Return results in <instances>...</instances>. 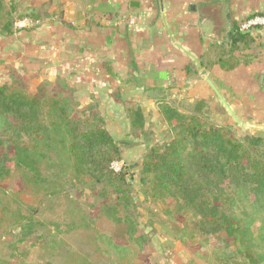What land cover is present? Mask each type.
<instances>
[{
	"label": "trees",
	"instance_id": "obj_1",
	"mask_svg": "<svg viewBox=\"0 0 264 264\" xmlns=\"http://www.w3.org/2000/svg\"><path fill=\"white\" fill-rule=\"evenodd\" d=\"M14 12L0 0V36L15 33ZM29 17L38 20L48 15L32 12ZM251 32H240L238 25L230 48L211 46L204 58L219 54L220 59H229L238 51L249 50L255 44ZM209 63L202 61L201 66L209 69L214 62ZM215 64L234 69L239 63L218 60ZM187 72L190 77L198 76L196 68H187ZM64 92L65 88L47 83L32 92L16 78L0 86V182L11 175L8 163L13 162L24 185L21 193L0 187V233L20 229L23 242L35 223L21 208L13 210L11 201L28 194L59 196L65 191V177L75 174L105 185L104 196L113 198L111 202L105 198L102 211L120 227L117 231L122 228L116 238L123 241L107 238L109 251L129 254L135 264L138 260L126 243L140 242L143 236H138L135 227L126 173L112 169L114 159L122 157L120 143L95 109L81 110ZM185 106L182 112L172 104L160 107L172 140L153 145L144 155L140 166L144 193L155 200H173L180 212H192V227L185 226L177 241L196 237L221 240L226 235L223 242L227 247L238 245V253L250 264H264V137L246 132L237 138L231 127L212 123L204 101ZM128 119L137 131L143 129L140 108L131 106ZM240 204L245 206L241 216L233 211ZM81 214L85 215L83 222L93 224L87 214ZM259 246L260 254L255 252ZM78 262L88 264L82 259ZM0 264L9 263L0 259Z\"/></svg>",
	"mask_w": 264,
	"mask_h": 264
},
{
	"label": "crops",
	"instance_id": "obj_2",
	"mask_svg": "<svg viewBox=\"0 0 264 264\" xmlns=\"http://www.w3.org/2000/svg\"><path fill=\"white\" fill-rule=\"evenodd\" d=\"M5 2L24 27L15 23L13 35L0 36V86L16 78L32 92L45 83L65 88L81 110L95 109L118 141L116 134L125 130L143 135L157 124L168 129L163 104L182 112L185 105L204 101L210 111L219 106L228 112L212 83L238 119L228 112L231 121L222 122L264 137V28L251 32L255 44L249 50L229 59L204 58L211 46L230 48L239 23L264 14V0ZM32 12L48 17L32 20ZM218 60L239 64L224 69ZM202 61L214 65L204 68ZM187 68H196L198 76L190 77ZM131 106L143 114L142 130L128 119Z\"/></svg>",
	"mask_w": 264,
	"mask_h": 264
},
{
	"label": "rangeland",
	"instance_id": "obj_3",
	"mask_svg": "<svg viewBox=\"0 0 264 264\" xmlns=\"http://www.w3.org/2000/svg\"><path fill=\"white\" fill-rule=\"evenodd\" d=\"M226 113L225 109L217 106L210 111V120L217 124V120L226 122L232 119ZM219 116L225 118L218 119ZM225 122L220 126H228ZM229 127L237 138L243 137L241 127ZM145 133L132 135L125 130L116 134L123 155L114 159L125 170L126 184L134 203L135 227L138 236H143L140 242L126 243L132 257L138 260L135 264H250L238 253V245L232 243L227 247L223 242L226 235L221 240L214 237H196L184 242L176 240L185 226L192 227V212H180L170 199L147 198L145 187L140 183V166L145 153L157 143L171 141L172 137L169 129L160 124L152 131L148 128ZM5 149L10 150L9 146ZM8 165L12 173L0 182V187L21 193L24 189L21 174L14 168L13 162ZM64 182L65 191L59 196L28 194L24 199L11 201V208H21L25 216L32 217L35 227L23 242H20V229L0 233V259L9 264H79L78 259L86 260L88 264H134V260L128 258L129 254L109 251L107 238L113 237L120 244L123 241L116 238L122 228L117 231L120 227L102 211L105 198L109 202L113 198L111 194L104 196L105 185L75 174L67 175ZM243 207L240 204L233 211L241 216ZM81 212L87 214L93 224L90 220L83 222L81 218L84 214ZM90 225V228L85 227ZM255 252L262 253L261 246Z\"/></svg>",
	"mask_w": 264,
	"mask_h": 264
},
{
	"label": "built area",
	"instance_id": "obj_4",
	"mask_svg": "<svg viewBox=\"0 0 264 264\" xmlns=\"http://www.w3.org/2000/svg\"><path fill=\"white\" fill-rule=\"evenodd\" d=\"M23 27H24L23 22L16 23V28L20 29ZM260 28H264V14H255L253 16H250V17L242 20L239 23V31L240 32H250V31H253L255 29H260ZM112 169L117 173H121V172L125 173V170H124L122 164H120V162H117V161H114L112 163Z\"/></svg>",
	"mask_w": 264,
	"mask_h": 264
},
{
	"label": "water",
	"instance_id": "obj_5",
	"mask_svg": "<svg viewBox=\"0 0 264 264\" xmlns=\"http://www.w3.org/2000/svg\"><path fill=\"white\" fill-rule=\"evenodd\" d=\"M180 49H182L186 54H188L195 62L197 65H199L198 59L192 55L190 52H188L186 49L180 47ZM207 72L203 71V74L205 75ZM214 92L216 93V95L219 97V99L221 100L222 104L224 105V107L227 109V111L231 114V116L238 121V119L236 118L234 112L232 111V109L230 108V106L228 105V103L225 101V99L222 97V95L218 92V90L215 88V86L210 83Z\"/></svg>",
	"mask_w": 264,
	"mask_h": 264
}]
</instances>
